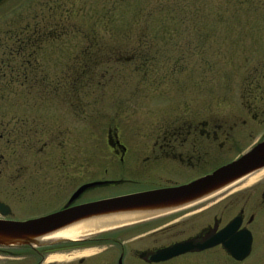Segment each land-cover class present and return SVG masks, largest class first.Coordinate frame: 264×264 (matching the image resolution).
I'll use <instances>...</instances> for the list:
<instances>
[{"label":"rangeland","instance_id":"374dc122","mask_svg":"<svg viewBox=\"0 0 264 264\" xmlns=\"http://www.w3.org/2000/svg\"><path fill=\"white\" fill-rule=\"evenodd\" d=\"M159 5L164 7L160 15L144 25V15ZM56 24L61 29L50 28L41 36V27ZM143 29L147 37L140 43L147 45L151 63L143 66L136 59L120 65L139 47ZM22 43L29 80L25 86L8 77L0 80V108H27L29 120L41 124V170L54 171V186L59 168L75 181L61 179L63 185L51 191L41 186V213L62 206L84 183L122 180L134 184L128 191L186 183L264 140V0H3L0 57L9 56L12 48L18 52ZM97 43L102 48L91 47ZM91 61L105 65L94 71ZM249 106L257 109L254 120ZM69 108L84 111L76 125ZM216 119L237 127L221 139L226 143L221 150L209 151L204 167L153 161L154 138L162 128ZM71 128L72 135L59 138L60 131ZM109 130L119 132L127 149L124 166L107 145ZM256 176H246L225 192L261 184L264 176ZM124 190L100 188L80 201Z\"/></svg>","mask_w":264,"mask_h":264},{"label":"flooded vegetation","instance_id":"af4514ba","mask_svg":"<svg viewBox=\"0 0 264 264\" xmlns=\"http://www.w3.org/2000/svg\"><path fill=\"white\" fill-rule=\"evenodd\" d=\"M24 47L22 43L18 52L12 48L9 56L0 57V80L8 77L25 86L29 80L26 68L30 69V66L29 59L22 56ZM247 108L254 120L257 116L252 112L257 109ZM69 109L72 112L69 118L76 125L78 113L84 111ZM261 113L264 118V108ZM28 114L27 108H0V222L23 223L96 201L178 188L239 157L214 166L186 183L170 182L167 186L130 191L124 189L134 184L126 186L127 181L122 180L84 183L75 188L62 206L41 213V186L51 191L63 185L61 179L63 183L69 180L75 184V181L67 178L65 168H59L56 177L60 180L54 186L50 175L54 171L41 170V124L29 120ZM91 123L87 122L89 126ZM236 127V123L225 125L219 119L169 124L154 138L153 161H171L193 170L204 167L209 151L221 150L226 144H221V139L227 140ZM72 129L70 133L60 131L59 138L72 135ZM118 133L109 130L106 141L112 155L124 166L128 152ZM43 173L45 179L41 181ZM93 183L107 184L84 191L68 205L79 188ZM113 186L122 187L124 191L92 201H80L87 192ZM231 187H224L197 201L171 207L158 216L138 218L125 226L77 241H46L42 237L41 247H7L1 250L4 252L0 253V264H264V178L261 184L258 182L245 191L226 193V189ZM213 239L219 241L213 245ZM246 245L247 255L243 259L235 258L234 255L239 256ZM174 247H180L182 251L171 257L161 255Z\"/></svg>","mask_w":264,"mask_h":264},{"label":"water","instance_id":"95a60500","mask_svg":"<svg viewBox=\"0 0 264 264\" xmlns=\"http://www.w3.org/2000/svg\"><path fill=\"white\" fill-rule=\"evenodd\" d=\"M261 169H264V141L257 143L231 163L178 188L155 190L96 201L67 208L46 217L23 223L0 222V247H41L39 241L43 236L91 218L166 211L171 207L202 199ZM106 184L93 183L79 188L69 200L68 205L84 191ZM218 241L213 239L211 242L214 245ZM181 251L182 248L174 247L161 253V255L167 254L168 257H171ZM247 253L248 245L242 249L239 256L234 255V257L243 259Z\"/></svg>","mask_w":264,"mask_h":264},{"label":"bare ground","instance_id":"6f19581e","mask_svg":"<svg viewBox=\"0 0 264 264\" xmlns=\"http://www.w3.org/2000/svg\"><path fill=\"white\" fill-rule=\"evenodd\" d=\"M256 177L264 176V169L259 170ZM245 178V177H244ZM244 178L239 179L236 182H233L225 188H229L234 184L240 182ZM254 179V178H253ZM252 181V180H250ZM249 181V182H250ZM224 188V187H223ZM222 188V189H223ZM224 188V189H225ZM161 212H150V213H131V214H118L110 215L103 217L91 218L83 221H79L70 226L62 228L58 231H55L51 234L43 236V239L46 241H55V240H68V241H77L82 237H86L95 233L105 232L115 228L125 226L129 223L134 222L138 218H145L150 216H158L162 214ZM41 241V239H40Z\"/></svg>","mask_w":264,"mask_h":264},{"label":"trees","instance_id":"16d2710c","mask_svg":"<svg viewBox=\"0 0 264 264\" xmlns=\"http://www.w3.org/2000/svg\"><path fill=\"white\" fill-rule=\"evenodd\" d=\"M162 8H164L163 7V5H159V6H157V8H155V10L152 12V13H148V14H146V15H144V18H143V23H144V25H148V19L149 18H151L152 16H159L160 15V13H158V14H156L157 12H160L161 11V9ZM163 14V13H162ZM58 23H60L59 21H58ZM189 23V22H188ZM48 27V28H47ZM47 27H45V26H43V27H41V29H43L44 31H42L41 30V36L43 35V33H45L47 30H49L50 28H53V29H50L51 31L53 30V31H57L58 29H61V27H62V25H59V24H56V25H52V26H47ZM140 33L141 34H139L140 35V37L138 38V41H139V43H137L138 45H139V47H137V49L136 50H132L131 52H130V54H129V57H124V58H122L121 60H120V65H123V66H125V65H130V64H134V62L136 61V59L137 60H139L140 62H142V65L144 66V65H147L148 63H151V62H149L150 61V59L149 58H147L148 57V54L146 53V51H145V49L144 48H146L147 47V45H145L144 46V44H141L140 42H145V40H146V37H147V32L143 29V30H141L140 31ZM42 41V40H41ZM36 42V41H35ZM34 44H36L35 46L36 47H38L39 48V44L38 43H34ZM98 44V43H97ZM93 47H95V48H99L98 47V45H95V46H93ZM100 49V48H99ZM140 49L142 50V49H144V50H142V51H140ZM86 56L87 55H91L90 54V52H86V54H85ZM88 56V58L87 59H89L90 57ZM93 64V70L94 71H96L97 69H99V68H101L102 66H104L105 65V63L104 62H94L93 63V61H91V64L90 65H92ZM141 64V63H140ZM139 64V65H140ZM90 65H86V68L84 69L85 71H87L86 73L88 74V76L91 74V70H90ZM87 69V70H86ZM139 70L138 69H136V70H134V72L135 73H137ZM79 72H82L81 73V75L82 76H80L79 75V77H77V82L80 84V79L83 77V69L81 68V70L79 71ZM140 72V71H139ZM138 72V73H139ZM107 73H108V71H107ZM92 75H93V71H92ZM85 76H87V75H85ZM91 78V77H90ZM79 84H77V87L79 88ZM83 84H86V86L87 87H89L88 86V84L87 83H83ZM83 84H81L80 85V87H85V85H83ZM83 85V86H82Z\"/></svg>","mask_w":264,"mask_h":264},{"label":"snow or ice","instance_id":"6c2138e0","mask_svg":"<svg viewBox=\"0 0 264 264\" xmlns=\"http://www.w3.org/2000/svg\"><path fill=\"white\" fill-rule=\"evenodd\" d=\"M225 239H227V234H225Z\"/></svg>","mask_w":264,"mask_h":264}]
</instances>
